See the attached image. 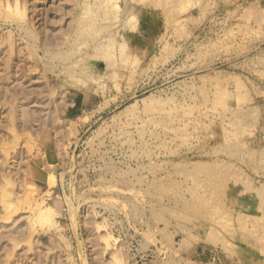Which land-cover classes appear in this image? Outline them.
<instances>
[{
  "label": "rangeland",
  "instance_id": "1",
  "mask_svg": "<svg viewBox=\"0 0 264 264\" xmlns=\"http://www.w3.org/2000/svg\"><path fill=\"white\" fill-rule=\"evenodd\" d=\"M0 264H264V0H0Z\"/></svg>",
  "mask_w": 264,
  "mask_h": 264
},
{
  "label": "bare ground",
  "instance_id": "2",
  "mask_svg": "<svg viewBox=\"0 0 264 264\" xmlns=\"http://www.w3.org/2000/svg\"><path fill=\"white\" fill-rule=\"evenodd\" d=\"M155 116V115H154ZM172 119V118H171ZM188 121V120H187ZM180 123V122H179ZM177 127V126H176ZM179 128V127H178ZM173 131H174V129H173ZM49 183H54V181H53V178H52V176H50V178H49ZM45 211V210H44ZM43 213H45V212H43ZM42 213V214H43ZM41 214V215H42ZM42 216H45V218L47 217L48 218V216L50 217L51 216V214L50 213H47V214H43ZM50 219V218H49ZM256 228V227H255Z\"/></svg>",
  "mask_w": 264,
  "mask_h": 264
}]
</instances>
